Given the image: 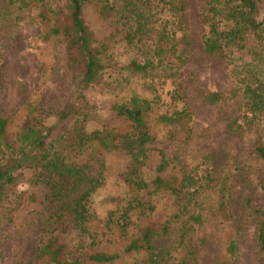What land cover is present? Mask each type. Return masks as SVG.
Masks as SVG:
<instances>
[{"label": "trees", "instance_id": "trees-1", "mask_svg": "<svg viewBox=\"0 0 264 264\" xmlns=\"http://www.w3.org/2000/svg\"><path fill=\"white\" fill-rule=\"evenodd\" d=\"M22 1L36 9L45 38L64 40L70 60L80 67L81 84L52 124L39 118L40 108L16 130L10 115L0 114V220H10L15 211L36 202L50 207L43 243L32 261L17 264H118L126 256L134 258L130 264H185V257L169 259L175 245L176 251L189 250L188 232L203 224L201 212L190 206L214 192L216 215L227 220L232 180L230 172L217 180L206 161L186 167L177 156L163 150L152 153L148 147L158 138L183 143L192 138V113L176 82L186 60L178 36L185 2L156 0L153 6L152 0ZM258 2L206 0L201 44L206 54L230 65L247 112L264 120V15L258 12ZM89 8L93 21L105 24L106 33L91 27ZM120 45L131 48L133 57L123 61ZM246 48L248 59H243ZM107 77L118 83L142 78L153 94L116 96L108 108L113 120L92 126L96 114L83 91L104 87ZM169 84L172 107L156 113L163 102L159 90ZM205 99L215 103L220 96L209 92ZM254 153L264 165V141L255 144ZM146 167L152 168L150 178ZM111 172L123 190L104 197L103 203L112 206L100 214L93 197L107 185ZM21 178L27 187L16 190ZM258 183L264 189V174ZM159 195H166L175 207L166 217H155ZM176 222L173 245L166 247L161 241L171 236ZM256 227L264 254V206L257 211ZM236 246L230 239L227 255L233 256Z\"/></svg>", "mask_w": 264, "mask_h": 264}, {"label": "rangeland", "instance_id": "rangeland-1", "mask_svg": "<svg viewBox=\"0 0 264 264\" xmlns=\"http://www.w3.org/2000/svg\"><path fill=\"white\" fill-rule=\"evenodd\" d=\"M183 1L186 10L182 16L183 31L178 36L181 37L180 45L186 60L180 66L176 82L185 94V106L192 113L193 134L187 143L158 138L148 147L152 153L163 150L168 156H177L186 167L206 161L213 168L217 180L225 172L232 173L229 191L231 216L225 220L216 215L214 192L198 200L196 205L190 206V210L197 208L201 212L203 224L195 231L188 232L186 239L189 237V250L176 251L175 245L169 261L176 262L178 258L185 257V264H191V260L197 264H264V254L256 237L257 211L264 206V189L258 183L264 174V165L257 162L254 153L255 144L259 140L264 141V120L252 117L247 112L230 65L203 50L201 16L206 0ZM156 2L152 0L153 6ZM258 12L264 15V0H259ZM35 13L36 9L22 0L0 1V114L10 115L15 130L31 121L38 108L41 109L39 118L48 125L52 124L56 113L75 99L81 84L80 67L70 60L64 40L59 36L45 38ZM93 17V10L87 9L86 18L91 27L98 33H106L105 24L94 22ZM119 47L123 61L133 57L131 48ZM247 49L241 52L243 59H248ZM170 86L160 88L163 102L155 109L156 113L172 107L168 93ZM132 92L141 97H151L153 94L142 78L118 83L107 77L104 87H87L83 93L88 106L96 114V117H92V126L112 121L113 117L108 111L110 103L116 96H127ZM209 92L218 93L220 99L210 103L205 99ZM145 174L150 178L152 168L146 167ZM22 183L21 178L16 183V190L27 187ZM106 183L93 197L94 208L100 214L106 213L112 206L103 203L104 197L123 190L112 172ZM155 199V217L160 213L166 217L175 210L166 195H159ZM42 206L41 202L30 204L15 211L10 220H0V264L33 260L36 250L43 243L44 217L50 210V207L45 209ZM37 210L41 211L40 214H35ZM178 225L177 222L173 224L171 236L163 238L161 242L164 246L172 247L174 227ZM233 238L237 246L235 254L230 256L226 253V247ZM133 259L126 256L118 264H130Z\"/></svg>", "mask_w": 264, "mask_h": 264}]
</instances>
